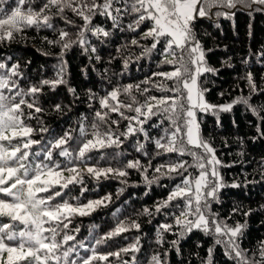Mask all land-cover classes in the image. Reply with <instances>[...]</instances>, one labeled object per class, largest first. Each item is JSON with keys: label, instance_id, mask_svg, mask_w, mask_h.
Instances as JSON below:
<instances>
[{"label": "trees", "instance_id": "16d2710c", "mask_svg": "<svg viewBox=\"0 0 264 264\" xmlns=\"http://www.w3.org/2000/svg\"><path fill=\"white\" fill-rule=\"evenodd\" d=\"M133 2L112 0L113 9L120 11H113L108 16L101 14L100 9L95 10L88 25L92 31L82 27L84 21L75 12L66 8L60 14L53 6L47 12L52 28L27 27L14 32L11 40L0 41V63L9 68L19 65V75L13 76L12 80L25 92L34 86L40 89L34 97H25L29 102L35 99L36 105L42 109L35 112L24 106V123L35 130L27 139L40 142L32 145L30 151L39 153L43 161L59 164L62 170L77 167L83 178L82 184H70L63 190V196L56 197L51 203L66 200L75 206L94 200L104 201L89 215L69 217L71 222L64 232L74 239L64 244L61 251L73 248L68 260L72 264H81L83 259L92 255V249L97 254H108L127 248L138 240L137 251L122 252L119 258L110 256L108 261H93L92 264H122L124 261L152 264L153 256L159 258L160 264H238V258L230 252L231 246H226L229 235L209 234L201 229L185 232L176 225L175 218L182 210H187L186 201L176 199L156 211L177 184L185 177H190L193 183L200 170L186 165V172L179 170L183 176L162 174L167 173V167L161 172L155 171L160 165L179 161L194 165V160L191 155L165 154L156 147L157 139L165 137L166 131H173L170 121L162 116L146 118L135 112V108L145 105L151 96L160 98L174 93L160 90L161 83L171 88L173 82L157 75L173 70L164 62L165 59L173 60V56L164 55V38L155 49L151 47L154 41L145 37V33L152 22L145 20L137 27V14L131 11ZM17 3L18 0H5L0 7L10 13ZM43 3L44 0H31V6L36 10ZM96 3L101 4L103 0H96ZM76 6H79V0ZM28 7L27 3L23 6L25 10ZM217 12L221 14L216 15ZM85 14H89L87 9ZM112 16L118 17L116 22ZM96 28H102L108 35L96 33ZM193 30L204 52L203 66L214 69L204 72L198 78V85L206 90V102L217 107L206 113H197L201 135L221 161L217 167L225 185L220 189L218 199L211 202V212L221 225L233 228L243 225L233 239L246 257L259 264L264 259L260 256L264 250V12L240 4L234 8L217 6L210 14L196 19ZM61 31L69 33L64 38L72 42L69 48L57 43ZM81 31L84 32L83 44L77 42ZM61 65L64 83L55 87L43 84L45 80L58 79ZM249 73L256 85L255 90L246 79ZM129 85L131 90L125 92ZM116 89H119L117 99L112 100L109 94ZM5 95L12 93L5 91ZM106 97H109L110 105L119 108L118 112L100 104V100ZM240 98H247L248 103L235 102ZM228 104H232L230 110H220L221 106ZM141 110L145 111L144 108ZM97 112L107 113L104 121L96 116ZM139 121L145 122L141 124ZM129 126L136 131L128 133ZM41 128L47 131L41 132ZM96 130L115 133L120 143L94 149L86 153L82 162L77 159L79 149L87 140L94 139ZM65 135L70 136L66 144L59 148L50 147ZM64 149L71 153V163L69 157L59 154ZM49 150L52 151L51 160L45 158ZM193 151L202 153L203 149L193 148ZM136 161H139L140 169L127 167ZM88 167H111L125 171L127 175L121 177L113 172L107 178L101 175L97 180L88 173ZM149 180L152 183H148ZM234 184L239 186L232 187ZM47 195L42 193V196ZM133 222L140 227H131ZM121 223L129 230L96 244V240L105 238ZM164 224L172 225V229L163 231L161 225ZM217 240L222 242L217 243ZM61 264H64L63 260Z\"/></svg>", "mask_w": 264, "mask_h": 264}, {"label": "snow or ice", "instance_id": "6c2138e0", "mask_svg": "<svg viewBox=\"0 0 264 264\" xmlns=\"http://www.w3.org/2000/svg\"><path fill=\"white\" fill-rule=\"evenodd\" d=\"M4 2L5 0H0V5H3ZM26 3L29 7L25 10L23 6ZM237 4L253 11L264 12V0H134L131 4V11L137 14L135 21L137 27L145 20L151 21L152 26L145 33V37H151L154 41L151 47L155 49L161 38H164V55L173 56V60L168 61L165 59L164 61L170 64L173 70L157 73V75L173 82L171 88L161 83L159 85L160 90L174 93V95L160 98L151 96L145 105L135 108V112L146 118L149 116H162L170 121L173 131L171 133L166 131L165 137L155 141L158 149H162L165 154L176 153L181 156L187 154L193 157L194 165H189L187 161H179L167 166L160 165L155 169L156 172H161L162 168L167 167V173L162 174L178 173L183 176L184 173L179 170L183 169L186 172V165L188 167L195 166L200 170L194 181V192L191 178L185 177L169 193L167 199L158 205L156 211L167 207L173 200L186 201L185 208L187 210H182L180 215L175 218L176 225L180 226L185 232L201 229L209 234L214 232L229 235L226 246H231L230 252L234 258H238V264H257V261L245 256L233 239L241 232L243 225H237L234 228L229 227L227 224L221 225V223L216 222L215 214L211 212V202L218 199V193L225 185L222 183L217 167L221 165V161L216 157L215 149L202 137L197 117L198 112L206 113L210 109L215 110L217 106L206 102L204 97L206 90L201 89L198 85V78L204 72L214 71V69L203 66L204 52L201 50L193 30V23L196 19L210 14L212 8L221 5L234 8ZM76 5L77 0H44V3L36 10L31 6V0H18L17 6L10 13H5L3 8L0 7V41L11 40L14 32H20L27 27L52 28L51 17L47 12L53 6L60 14L66 8L75 12L84 21L82 27L87 31H92L88 25L91 23L92 14H95V10H102L101 14L106 16L111 15L113 11L117 13L120 11L118 8L113 9L112 0H103L101 4H97L96 0H79V6ZM85 9L89 14H85ZM220 14V12L216 13V15ZM112 19L116 22L118 17L112 16ZM67 23L71 24L72 21H67ZM95 32L102 33L104 36L108 35L102 28H96ZM68 36V32L61 31L60 40L57 43L62 44L64 48H69L72 42L64 39ZM83 37L84 32L81 31L77 42L83 44ZM49 43H52V41H49ZM133 43H136V41H133ZM92 50L95 51V49ZM18 69L19 65L9 68L8 65L0 63V194L5 197L0 198V218H9L8 223H0V264H51V262L61 264L62 260L64 264H72L68 257L74 249L68 248L61 251L64 244L74 239L72 235L64 232L71 222L69 217L76 214L79 216L89 215L95 207L102 205L104 201L94 200L75 206L66 200L57 204L51 203L56 197H62L63 190L68 188L70 184H82L83 178L75 166L63 170L60 169L59 164L54 162L52 166L43 162L37 163L34 167L32 166L29 157L37 156L39 153H33L30 150L32 145L40 142L34 139H25L30 137L35 130L24 123V106L29 110L34 109L35 112L42 111L36 105L35 99L31 102L25 99L29 95L34 97L40 89L34 86L27 92L22 91L16 82L12 80L13 76L19 75ZM62 74L63 65H61L57 74V80H45L42 83L45 85L51 84L53 87L56 84L64 83ZM246 79L250 87L255 90L256 85L251 73L247 75ZM131 88L132 86L129 85L124 91L129 92ZM5 91L12 93V95H5ZM118 93L119 89L113 90L109 94L110 99L116 100ZM109 97L101 99L100 104L104 108H110L111 111L118 112L119 108L117 106L109 104ZM235 102L247 104L248 99L240 98ZM127 107L131 108V105H127ZM231 107L232 104L224 105L221 106L220 110L228 111ZM142 108L145 111H142ZM57 109H59V105H57ZM29 116H31V112ZM96 116L104 121L107 113L97 112ZM131 119L137 118L132 117ZM144 122L139 121L141 124ZM112 123L117 122L112 121ZM40 131L44 132L47 129L41 128ZM135 131L136 129L132 126L128 127V133ZM140 131H143V128ZM128 133H122L121 135H127ZM114 136L115 138H113ZM17 137L21 138L20 142L13 144V140ZM93 137L94 139L87 140L79 149L77 159L82 162L86 153L120 143L119 136L110 131L101 133L96 130L93 132ZM69 139L70 136L65 135L56 140L54 144H50V147L59 148L66 144ZM193 148H202L203 152H195ZM59 154L69 157V163H71V153L67 149L62 150ZM45 158L51 160L52 151H47ZM127 167L140 169L141 165L139 161H136L130 162ZM63 171H68L72 175L65 178ZM87 171L97 180L101 175L107 178V175L113 172L121 177L127 175L125 171L114 170L111 167L106 169L88 167ZM144 171L146 172L147 169H144ZM148 183H152V181L149 180ZM238 186L232 185V187ZM53 189L58 190L53 191ZM41 193H48V195H39ZM105 199H110V197H105ZM193 204H195V207H193ZM145 212L149 215L152 214L147 209H145ZM248 214L244 213V215ZM190 216L194 219H189ZM210 221L212 227H210ZM20 225H23V227H19ZM131 227L138 229L140 225L133 222ZM161 229L170 231L172 225H161ZM128 230L129 227L121 223L105 238L96 240V244L104 243L106 239H111ZM216 242L221 243L222 241L217 240ZM138 243L137 240L135 244L127 248L108 254H97L95 249H92V255L83 259L81 264H92L93 261H108L110 256L119 258L122 252L137 251ZM211 251L209 249V253ZM5 253L7 254L6 259ZM260 256L264 258V250L260 252ZM122 264H128V262L124 261ZM152 264H160L157 256L152 257ZM259 264H264V259Z\"/></svg>", "mask_w": 264, "mask_h": 264}, {"label": "rangeland", "instance_id": "374dc122", "mask_svg": "<svg viewBox=\"0 0 264 264\" xmlns=\"http://www.w3.org/2000/svg\"><path fill=\"white\" fill-rule=\"evenodd\" d=\"M25 139H27V138H25ZM20 140H21V138L20 137H17V138H15L14 140H13V144H17V143H19L20 142ZM29 160H30V162L32 163V166L34 167L37 163H41V162H43V163H47V164H49V166H52V164L53 163H51L50 161H43L41 158H39V155H37V156H30L29 157ZM55 164H57V163H55ZM63 176L65 177V178H67V177H70L71 176V174L69 173V172H67V171H63ZM192 189H193V191H194V182L192 183ZM39 195H42V193L41 194H39ZM0 198H5L4 196H3V194H0ZM9 222V218H7V217H3V218H0V223H8ZM19 227H23V225H20ZM45 227H46V225H45ZM7 242V241H6ZM4 256H5V259H6V256H7V254L5 253L4 254Z\"/></svg>", "mask_w": 264, "mask_h": 264}]
</instances>
